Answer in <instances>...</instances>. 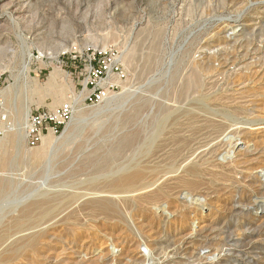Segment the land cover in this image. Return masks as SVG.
<instances>
[{
  "label": "rangeland",
  "instance_id": "obj_1",
  "mask_svg": "<svg viewBox=\"0 0 264 264\" xmlns=\"http://www.w3.org/2000/svg\"><path fill=\"white\" fill-rule=\"evenodd\" d=\"M73 48L125 74L99 103ZM0 70V122L59 106L39 103L54 72L86 111L45 146L0 134V264H264V0H0ZM124 172L137 191L86 195Z\"/></svg>",
  "mask_w": 264,
  "mask_h": 264
},
{
  "label": "bare ground",
  "instance_id": "obj_2",
  "mask_svg": "<svg viewBox=\"0 0 264 264\" xmlns=\"http://www.w3.org/2000/svg\"><path fill=\"white\" fill-rule=\"evenodd\" d=\"M221 24L223 25L222 28H226V27H229L230 26V23L228 21H222ZM214 27H215V25L214 26H210L211 29L214 28ZM17 36L22 37L21 34H17ZM188 52L189 51H186V54ZM32 58H33V55H32V52L30 51V49L24 47V59L25 60H24V62L22 64V72H24L25 74L29 70V64H30V61L32 60ZM206 64H207L206 62L205 63H201L200 62L199 63V66H198L199 68L197 67L198 69L197 68L196 69L194 68V69L191 70L192 71L191 72V75H190L191 76V79L185 82V85H186V94L191 89H196L197 88V86L199 85V74H201V72H204V71H206V70H208L210 68V66L209 65H206ZM55 74L56 73L54 72L50 76V79H49V81L47 83V89L45 91H41L42 94L39 93L40 94L39 103H43L44 97L46 95H50L53 98V103L52 104H55L58 101L60 103L61 98H63L65 100L71 99L73 101V105H74L77 100L76 99L74 100L73 98H71L69 96L66 99L65 94H64L65 93L64 91H66V90L64 89V87H62L59 84H57L56 79L54 77ZM183 90L178 93V97L181 95V93L183 92ZM186 94H185V96H186ZM123 96H126L127 97V94H118V95L111 96L110 98L107 99L108 100V103L119 101V99H122ZM5 110H6L5 113L8 116L9 120L8 121L7 120L5 121V119L7 118V116L6 117L5 116H2L1 117V119L4 120V121H1L0 122V134L3 135L2 138H1L2 145L5 146V147L6 146H12L13 144L18 143V140H20V145L19 146H22V144H21L22 143V140H23V142H24V140H26V127H27V123H28V117H29V114H30V111H31L30 106L27 105L24 108H21L19 110L14 109V110H12L10 112L7 111L8 109H5ZM85 112L86 111H84L83 108H79L78 107L77 110H76V114H74L72 120L66 125V128L64 129V132L65 131L67 132V129L72 124V122L73 121H76L78 119L77 116L84 115ZM82 120H85V119H82ZM56 140H57V138L55 137V134L48 133L43 138L42 142H44V143H42V144L45 146V145H48L50 143L55 142ZM130 140H132V139H130ZM130 140H128L129 143H131ZM32 157L34 159H36V162H40V161H42V160H44L46 158V153H45V151H35V153H33ZM187 159H188V157H186V156H184L182 158L183 161L184 160H187ZM3 163L4 162H2L1 164L3 165ZM4 165L6 166L5 163H4ZM192 165H194V164H192ZM187 166H188V163L186 164V167ZM189 168H187V169L185 168L186 170H183V171L188 172ZM136 175L135 174H127V172L120 173L115 179L112 180L113 182L111 183V186L109 185V187H106L103 190H100L99 188H91V190H90L88 188L90 191L88 193H86V195H92V196H94L95 199H96V201H103V199L106 201L107 199H110L113 194H115V192H114L115 190H117L118 192L124 191V189L125 190L127 189L125 192H130V191H128V189L131 190V191H137L136 188H132V186L130 185V182H133L132 180L136 177ZM172 178L173 179H181V180L182 179H185L183 174H181V175L180 174L174 175V176L169 177L168 179H172ZM154 181L156 182V181H158V179H156ZM182 181H184V180H182ZM106 184H107V181H106ZM135 195H140V193H136ZM97 196H99V197H97ZM29 197H32V196H28V197L22 199V202L29 200ZM133 197H134V195H133ZM138 198H140V196ZM34 204H36V201L35 200H32L30 202L24 203V205H20V206H22L21 207V211H26V210L28 211V210H30L31 207ZM228 206H230V205L228 204ZM225 209H227V208H225ZM259 209L264 210V207L262 208V206H261V207H259ZM219 216H220V214H219ZM221 216H223V215H221ZM263 216H264V214L261 215V217H263ZM201 228L198 229L199 232H201L200 230H203ZM262 236H263V234H261V237ZM212 256H213V258H215V255H212Z\"/></svg>",
  "mask_w": 264,
  "mask_h": 264
},
{
  "label": "built area",
  "instance_id": "obj_3",
  "mask_svg": "<svg viewBox=\"0 0 264 264\" xmlns=\"http://www.w3.org/2000/svg\"><path fill=\"white\" fill-rule=\"evenodd\" d=\"M106 54L105 50L89 48H73L66 53L67 57L82 58L84 62L85 77L79 94L87 104L101 102L125 76L120 65L112 58L109 60ZM73 110V101L67 99L57 107H38L30 111L26 127L27 145L35 147L46 134L58 133L70 121Z\"/></svg>",
  "mask_w": 264,
  "mask_h": 264
}]
</instances>
